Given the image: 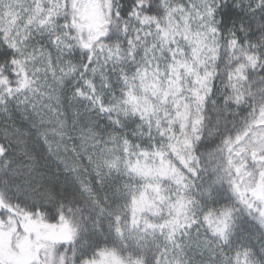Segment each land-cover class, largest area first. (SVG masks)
I'll return each mask as SVG.
<instances>
[{
	"label": "trees",
	"instance_id": "obj_1",
	"mask_svg": "<svg viewBox=\"0 0 264 264\" xmlns=\"http://www.w3.org/2000/svg\"><path fill=\"white\" fill-rule=\"evenodd\" d=\"M84 1L64 0L58 32L43 28L26 47L5 29L10 2L0 0V227L68 222L73 238L53 242L41 264L107 249L139 264H264V141L251 144L264 128V0H97V28ZM192 4L211 52L190 114L193 218L172 241L149 220L141 199L151 194L125 160L165 134L132 103L140 74L165 70L153 26L168 29ZM191 94L177 97L192 104ZM213 218L225 219L219 238Z\"/></svg>",
	"mask_w": 264,
	"mask_h": 264
},
{
	"label": "rangeland",
	"instance_id": "obj_2",
	"mask_svg": "<svg viewBox=\"0 0 264 264\" xmlns=\"http://www.w3.org/2000/svg\"><path fill=\"white\" fill-rule=\"evenodd\" d=\"M9 2L5 29L24 46H28L29 38L38 39L43 28L49 29L48 32H58L55 20L57 14L64 10V0ZM97 6L98 1L93 0L91 3L84 1L80 7L84 11L82 16L88 28H97L99 25ZM196 7L192 4L168 29H163L159 24L153 26L152 35L157 43L159 57L166 62L165 70L153 67L147 73L140 74L141 91L135 92L132 103L142 106L150 118V126L164 123L165 134L152 150L133 153L125 160L143 179L144 189L151 194V198L147 193V197L141 199L143 207L148 209L149 220L172 241L182 234L183 229H188L193 218L186 182L190 170V156L187 152L189 126L194 123L190 114L201 101L203 90L208 87L206 62L211 46L207 41L208 32L202 30L204 19L195 11ZM41 68L39 66V71ZM40 79L45 77L41 76ZM186 87L191 89V95L195 98L192 104L177 97L179 90ZM262 141L264 128L252 138L251 144L259 148ZM224 220L213 218L208 222L210 236L219 238L224 234ZM9 222L0 227V262L41 264L46 254L53 258L48 251L53 242H66L74 235L72 226L65 221L46 223L37 217H26L21 219L24 225L15 219ZM83 264L139 263L124 260L115 250L107 249Z\"/></svg>",
	"mask_w": 264,
	"mask_h": 264
}]
</instances>
